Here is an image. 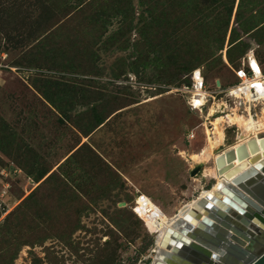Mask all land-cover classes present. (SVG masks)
Wrapping results in <instances>:
<instances>
[{
	"label": "rangeland",
	"instance_id": "obj_1",
	"mask_svg": "<svg viewBox=\"0 0 264 264\" xmlns=\"http://www.w3.org/2000/svg\"><path fill=\"white\" fill-rule=\"evenodd\" d=\"M248 6L257 30L217 50L157 34L151 0H0V264L153 262L136 199L172 218L213 188L208 138L236 109L232 69L248 52L264 67V0ZM198 69L206 103L192 110L181 88ZM221 127L215 154L240 133Z\"/></svg>",
	"mask_w": 264,
	"mask_h": 264
},
{
	"label": "water",
	"instance_id": "obj_2",
	"mask_svg": "<svg viewBox=\"0 0 264 264\" xmlns=\"http://www.w3.org/2000/svg\"><path fill=\"white\" fill-rule=\"evenodd\" d=\"M258 137V142L251 139L246 145H239L216 158L217 168L225 162L218 168V173L226 171V177L235 175L225 186L220 182L216 185L219 196L206 194L175 219L160 240L162 248L178 254L188 264H203V261L210 264H264V252L253 254V246L243 249L239 245L248 239L264 245L261 242L264 241V159L258 160L255 155L249 159L252 166L246 167L245 161L232 166L234 158L241 160L247 156V149L251 153L257 152L258 148L264 150V132ZM224 230L238 234L233 236L236 244L226 242Z\"/></svg>",
	"mask_w": 264,
	"mask_h": 264
},
{
	"label": "bare ground",
	"instance_id": "obj_3",
	"mask_svg": "<svg viewBox=\"0 0 264 264\" xmlns=\"http://www.w3.org/2000/svg\"><path fill=\"white\" fill-rule=\"evenodd\" d=\"M248 85V84H247ZM255 92L253 91V87L250 86H236L233 88H230L231 93L230 95H234L233 99L235 100L236 109H233L231 113L227 114L225 117H217L214 122V128H213V137L208 138V147L210 149V153L213 155V168L210 172V177L207 176L206 178L209 179V181L213 179L216 180L214 186L210 190L203 191L196 199L182 207L178 214L173 216L172 218H169L165 213H163L162 210H160L157 206H155L147 197L144 195L139 196L136 199V206L134 207V212L136 215L141 216L144 219L146 227L152 232V234L156 235L158 234L157 238V247H158V253L153 256V262L160 261L165 264H188V262L184 259L178 256V254H174L171 250L162 248L159 243L160 240L168 226L172 224V222L180 217L184 212H186L191 206L194 204L195 201H197L199 198L204 197L206 194H212V195H218V192L216 190V185L220 182L223 186H225L227 183H230V179L233 178L235 174H232L229 177H226L224 173L221 172L218 173V168H221L225 165V162L221 163V165L217 168L215 160L219 156H224V154L229 150H234L239 145H246L247 142L251 139H255L256 142H258V135L264 132V85H261L260 83H255ZM206 93H201L200 95V103L205 102ZM240 101V103H239ZM262 104V116L258 120H254L251 114V107L256 106L258 104ZM243 104L245 105L247 117H244L243 115H240L237 113V107ZM244 108V109H245ZM226 118L229 123L232 125H237L239 127L240 133L238 135V141L233 144L232 146L226 148L220 153L215 154L214 152L219 148L221 140L223 138V129L221 127V123L223 122V119ZM210 135V134H209ZM209 151V150H208ZM247 156L245 158H242L241 160H234L232 161V166L235 167L240 161H245L246 167L252 166L253 162H250L249 159L252 156L258 155V160H263V152L261 148H258L257 152H249L247 149ZM200 158V157H199ZM202 159V156H201ZM202 162V160L200 161ZM229 170V169H228ZM227 170V171H228ZM225 231V230H224ZM241 233H244L241 232ZM238 234H234L231 230H226L224 237L227 242V240L234 244H236L233 240V236H237ZM224 242V241H223ZM264 242V241H261ZM263 244V243H262ZM241 248H245V246H253L255 249L253 250V254H261L264 252V245H261L260 242H256L254 239H248L246 241H242V245L239 244ZM212 261H215L212 259ZM203 264H210L208 262H204ZM242 264V262H240Z\"/></svg>",
	"mask_w": 264,
	"mask_h": 264
},
{
	"label": "trees",
	"instance_id": "obj_4",
	"mask_svg": "<svg viewBox=\"0 0 264 264\" xmlns=\"http://www.w3.org/2000/svg\"><path fill=\"white\" fill-rule=\"evenodd\" d=\"M253 1L239 0L234 12L236 0H164L165 11H159L158 0H151L157 11L153 17V27L157 34L166 37L170 31L177 33L179 40L189 49L214 46L217 50H223L228 32L231 36L236 32L250 35L257 30L250 23L251 18L260 14L259 10L254 12L249 8L248 5ZM232 17L234 23L230 26ZM223 36L224 39H220ZM235 45V41L230 38L227 51Z\"/></svg>",
	"mask_w": 264,
	"mask_h": 264
},
{
	"label": "built area",
	"instance_id": "obj_5",
	"mask_svg": "<svg viewBox=\"0 0 264 264\" xmlns=\"http://www.w3.org/2000/svg\"><path fill=\"white\" fill-rule=\"evenodd\" d=\"M232 71L234 77L237 79V83L230 88L244 85L245 87H253L252 89L255 92V83L264 85V67L258 62L253 52L245 54L241 60L240 66L237 69H232ZM189 84L190 86H188ZM230 88L227 90V95L234 97V95H230ZM181 91L187 93V103L192 110H198L204 106L206 98L205 102H202V104L199 101L201 93H206V85L199 69L191 72L189 82L185 86H182Z\"/></svg>",
	"mask_w": 264,
	"mask_h": 264
}]
</instances>
